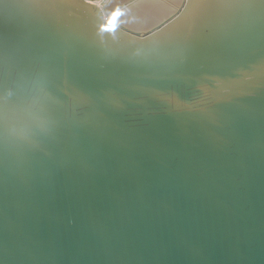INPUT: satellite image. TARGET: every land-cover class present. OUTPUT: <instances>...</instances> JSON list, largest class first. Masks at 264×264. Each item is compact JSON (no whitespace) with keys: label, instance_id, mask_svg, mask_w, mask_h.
<instances>
[{"label":"water","instance_id":"95a60500","mask_svg":"<svg viewBox=\"0 0 264 264\" xmlns=\"http://www.w3.org/2000/svg\"><path fill=\"white\" fill-rule=\"evenodd\" d=\"M0 264H264V0H0Z\"/></svg>","mask_w":264,"mask_h":264},{"label":"bare ground","instance_id":"6f19581e","mask_svg":"<svg viewBox=\"0 0 264 264\" xmlns=\"http://www.w3.org/2000/svg\"><path fill=\"white\" fill-rule=\"evenodd\" d=\"M96 3L97 4H100V3H102V0H98V1H96Z\"/></svg>","mask_w":264,"mask_h":264},{"label":"rangeland","instance_id":"374dc122","mask_svg":"<svg viewBox=\"0 0 264 264\" xmlns=\"http://www.w3.org/2000/svg\"><path fill=\"white\" fill-rule=\"evenodd\" d=\"M96 1H98V0H96ZM103 2V1H102ZM100 4H102V3H100Z\"/></svg>","mask_w":264,"mask_h":264},{"label":"snow or ice","instance_id":"6c2138e0","mask_svg":"<svg viewBox=\"0 0 264 264\" xmlns=\"http://www.w3.org/2000/svg\"><path fill=\"white\" fill-rule=\"evenodd\" d=\"M90 2H91V0H90Z\"/></svg>","mask_w":264,"mask_h":264},{"label":"built area","instance_id":"2783aa9c","mask_svg":"<svg viewBox=\"0 0 264 264\" xmlns=\"http://www.w3.org/2000/svg\"><path fill=\"white\" fill-rule=\"evenodd\" d=\"M103 1V0H102Z\"/></svg>","mask_w":264,"mask_h":264}]
</instances>
